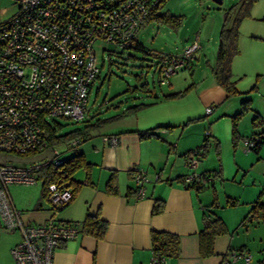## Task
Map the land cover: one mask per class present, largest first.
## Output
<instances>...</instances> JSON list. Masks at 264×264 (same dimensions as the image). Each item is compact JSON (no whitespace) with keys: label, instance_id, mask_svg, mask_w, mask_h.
<instances>
[{"label":"built area","instance_id":"obj_1","mask_svg":"<svg viewBox=\"0 0 264 264\" xmlns=\"http://www.w3.org/2000/svg\"><path fill=\"white\" fill-rule=\"evenodd\" d=\"M16 12L0 23V157L23 156L48 148L47 129L54 119L83 121L88 117V96L99 74L97 55L109 56L132 48L138 34L161 0H14ZM201 45L194 38L177 54H162L155 64L158 84H168L177 71L190 68ZM213 107H207L209 114ZM207 134L206 136H209ZM102 141L118 144L116 135ZM76 145L77 141H73ZM254 142L243 141L249 152ZM198 151L187 161L193 172L184 183H200L196 171ZM51 157L15 165L0 158V223L5 230L18 231L21 239L10 250L14 264H54L58 246L78 234L70 222L49 219L39 225L25 224L8 193L12 184L33 185L38 174L59 169L64 160L53 149ZM157 177H155L156 180ZM135 199L145 197L146 174L133 175ZM53 211L65 208L73 198L68 182L46 186ZM229 259V260H228ZM250 264V257L232 253L223 264ZM153 254L149 264H165Z\"/></svg>","mask_w":264,"mask_h":264},{"label":"rangeland","instance_id":"obj_2","mask_svg":"<svg viewBox=\"0 0 264 264\" xmlns=\"http://www.w3.org/2000/svg\"><path fill=\"white\" fill-rule=\"evenodd\" d=\"M220 1L165 0L161 3L157 15L178 16L180 24L171 26L156 19L148 20L137 38L146 53L135 48L117 51L109 56L104 53L103 62L99 53L97 62L100 71L93 81L87 104L89 122L109 117L114 120L112 124L100 127L99 132L121 130L135 125V121L139 125L166 124L169 121L170 126L164 128L165 125H161L163 127L154 130H168L173 135V143L179 142L182 146H185L186 140H189L186 144L189 146L196 139L197 145L191 150L205 147L204 156L198 157L197 172H206L209 177L201 182V190L197 192L194 189L193 193L208 206L215 202L217 206L211 209L212 212L222 211L221 205H226L227 197L236 199L239 204L238 195L244 200L249 188L245 191L243 188L250 186L248 181L251 177L244 176L245 170L257 160L258 154L244 151L242 143L253 135L264 136V0H255L249 16L239 26V53L231 64V80L238 93L232 97H227L224 89L218 85L213 69L224 14L239 0ZM16 8L14 0H0V23L12 16ZM196 37L201 49L192 63V69L177 71L169 77L168 84L160 86L155 70L158 59L154 55L177 54ZM172 94L175 95L167 97ZM244 101L249 102L250 108L243 111L241 103ZM207 107H213L209 114L206 113ZM237 114L239 140L233 146L231 118ZM256 115L262 122L254 125ZM84 125L83 121L62 118L50 122L56 136ZM210 132L218 146L213 136H206ZM53 149L62 160L76 153L65 144L56 143L28 155H7L6 160L22 166L51 157ZM236 162L240 164V169L236 167ZM190 171L193 172L190 169L188 173ZM82 175L83 172L79 171L75 178L79 179ZM40 192V181L33 185L12 184L8 187L13 201L30 198L34 194L39 196Z\"/></svg>","mask_w":264,"mask_h":264},{"label":"crops","instance_id":"obj_3","mask_svg":"<svg viewBox=\"0 0 264 264\" xmlns=\"http://www.w3.org/2000/svg\"><path fill=\"white\" fill-rule=\"evenodd\" d=\"M161 125L165 128L171 124L168 121L139 125L135 121V125L121 130L96 131L87 141L72 148L75 154L82 155L87 166L76 172H83L79 179L75 178L76 173L72 175L78 187L70 203L59 211L52 210L41 192L39 196L34 194L15 201L11 198L25 224L39 225L53 219L77 227V236L62 242L56 249L54 264H149L153 255L151 231L168 232L179 238L178 257L167 259L165 264H223L232 253L248 255L250 264H259L264 259V253L260 252L264 247V225L244 222L251 203L257 197L264 199V145L257 160L245 170L244 176L251 177L250 186L243 188L244 191L249 188L244 200L238 195L240 204L234 207L220 204L222 211L211 210L223 220L226 232L215 236L213 255L203 258L199 253L198 233L202 228V216L210 205L195 197L194 189H187L176 180L188 173L185 154L197 145V141L195 139L189 146L186 145L189 140L185 141V146L173 143V135L168 130H154L163 127ZM145 131L153 133L142 137L140 133ZM105 135H116L118 144L104 143L101 137ZM209 136H213L212 132ZM0 158L7 159V156ZM235 164L240 169V164ZM136 169L148 178L145 197L139 200L133 194L132 171ZM112 176L116 193L107 190ZM158 203L162 204V211L153 214V207ZM87 217H97L106 223L102 239L82 232V223ZM20 239L18 231L0 227V264H14L10 250ZM238 264H242V260Z\"/></svg>","mask_w":264,"mask_h":264},{"label":"trees","instance_id":"obj_4","mask_svg":"<svg viewBox=\"0 0 264 264\" xmlns=\"http://www.w3.org/2000/svg\"><path fill=\"white\" fill-rule=\"evenodd\" d=\"M165 0H161L163 4ZM255 0H239L238 4L232 5L224 14L223 23L218 35V48H217V57L216 64L213 69V76L221 88L226 92L227 97H232L236 95L238 92L234 87V83L231 80V64L233 59L238 55V31L239 26L242 20L249 16V11L254 4ZM153 11V13L149 16L148 20L156 19L160 23H166L171 26H178L180 24V18L178 16L160 14L157 15V10L160 6ZM147 20V21H148ZM146 21V22H147ZM146 24V23H145ZM137 50L143 51L146 53L145 49L138 44L132 47ZM162 54L154 55L157 59L160 58ZM193 63V62H192ZM192 68V64L190 69ZM167 95L168 96H174ZM242 110L249 109V102L244 101L241 103ZM239 114L233 116L232 120V144L233 146L237 145L239 140V135L236 130V120ZM90 118V117H89ZM89 118L83 120L85 125L76 130H72L63 134L61 136H56L55 131L49 127L47 129V140L49 143L48 147L53 146L56 143H63L68 148H74L87 141L93 132L98 131L100 127H102L107 122L113 120L112 117L107 119H97L95 122L90 123ZM262 122V119L259 116H255L253 119V124L257 125ZM152 131L141 132L140 135L142 137L152 135ZM206 137V136H205ZM252 141L254 144L250 148V151L258 154L262 145H264V136L253 135L250 138H245V140ZM73 141H77L76 145H72ZM216 145L218 146V142L216 141ZM194 150L198 151V157L204 156L205 147L201 146L195 148ZM190 150L185 154V162L187 164L188 159L193 155V151ZM199 160V159H198ZM87 163L83 159L81 154H75L69 159H65L63 165L59 169H47L38 174V178H43L44 182L41 184V193L42 196L46 197V186L51 182L61 180L63 182H68V185L74 195L76 188L78 187V183H73L72 175H74L81 168H86ZM202 176V181L208 179L209 175L206 172L200 173ZM134 175V171H132V177ZM184 176L176 178V180L183 185L187 189H195L197 192L201 190V182L200 183H192L185 184L183 180ZM107 190L110 193H116L117 187L115 183V179L112 176L108 181ZM133 194L135 196V189H133ZM238 204L236 199L227 197L226 205L230 207H234ZM217 204L213 202L207 208V211L204 212L202 216V228L198 233L199 236V253L203 258L209 257L213 255V240L215 236L224 234L226 232V226L223 220L217 216H215L212 212V208H216ZM162 211V204H155L153 207L152 213L158 214ZM244 222H248L253 225H264V201L261 200V197H257L250 205L249 211L244 218ZM73 224V223H72ZM1 227V223H0ZM2 228V227H1ZM106 223L100 220L97 217H87L85 221L82 223L81 230L82 232L89 233L93 235L97 239H102L106 233ZM151 241V249L152 253L166 259H174L179 255V238L177 235L163 232V231H151L150 234ZM261 253H264V247L260 250ZM259 264H264V259L260 261Z\"/></svg>","mask_w":264,"mask_h":264},{"label":"water","instance_id":"obj_5","mask_svg":"<svg viewBox=\"0 0 264 264\" xmlns=\"http://www.w3.org/2000/svg\"><path fill=\"white\" fill-rule=\"evenodd\" d=\"M216 2L220 3L221 1L220 0H215Z\"/></svg>","mask_w":264,"mask_h":264}]
</instances>
